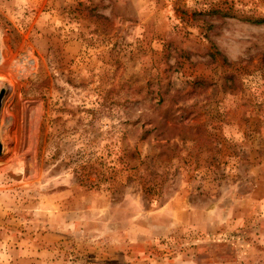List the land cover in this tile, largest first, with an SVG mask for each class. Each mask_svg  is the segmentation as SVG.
Here are the masks:
<instances>
[{"label": "rangeland", "instance_id": "obj_1", "mask_svg": "<svg viewBox=\"0 0 264 264\" xmlns=\"http://www.w3.org/2000/svg\"><path fill=\"white\" fill-rule=\"evenodd\" d=\"M0 94V264H264V0H0Z\"/></svg>", "mask_w": 264, "mask_h": 264}, {"label": "trees", "instance_id": "obj_2", "mask_svg": "<svg viewBox=\"0 0 264 264\" xmlns=\"http://www.w3.org/2000/svg\"><path fill=\"white\" fill-rule=\"evenodd\" d=\"M259 20H261V19H257V20H255V21H259Z\"/></svg>", "mask_w": 264, "mask_h": 264}, {"label": "water", "instance_id": "obj_3", "mask_svg": "<svg viewBox=\"0 0 264 264\" xmlns=\"http://www.w3.org/2000/svg\"><path fill=\"white\" fill-rule=\"evenodd\" d=\"M0 99H1V94H0Z\"/></svg>", "mask_w": 264, "mask_h": 264}]
</instances>
